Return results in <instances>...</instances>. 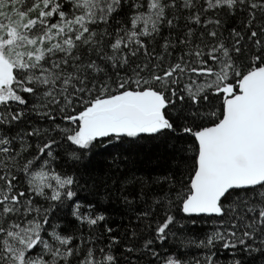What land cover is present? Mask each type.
I'll list each match as a JSON object with an SVG mask.
<instances>
[{"label": "snow or ice", "instance_id": "6c2138e0", "mask_svg": "<svg viewBox=\"0 0 264 264\" xmlns=\"http://www.w3.org/2000/svg\"><path fill=\"white\" fill-rule=\"evenodd\" d=\"M123 2L126 0H0V16L7 21H0V106L8 109L10 102L26 104L27 101L19 93L35 94L44 86L46 91L43 95L51 97V103H60L57 96L63 98L61 112L71 109L65 112L63 118L75 127L63 129L67 134L66 139L79 148L87 149L101 138L119 139L121 136L137 137L173 130L165 110L176 99H185L183 95H178L175 86L185 76L190 80L193 75L214 77L209 82L196 85L195 90V81L185 85L187 95L194 104L198 103L200 94L206 88L223 94L224 110L210 127L183 129L196 139L198 150L191 187L178 198L182 199V211L186 214L228 217L226 230L210 234L206 246L223 241L226 249L235 248L237 244L247 248V240L254 239L257 234L264 236V22L259 24V32L252 30L257 11L264 16V0H205V12L221 8L230 13L236 10L247 13L248 39L253 41L256 54L247 57L249 64L243 70L233 58L241 55L240 40L243 39L235 29L232 35L239 39L231 48L219 41L216 45L205 44L207 52L200 46L189 49L185 55L194 57L192 60L186 61L182 55L178 62L165 66L162 63L164 57L158 55L155 56L157 63H153L152 54L142 37L158 33L160 24L166 19V9L177 8L178 3L177 0H148L149 11L144 13L139 11L144 5L134 0L131 7L136 11L129 19L130 26L116 30L109 43L113 55L105 59L111 61L113 67L129 65L131 58L141 50L147 59L132 69V77H118V90L114 91L107 82L89 84L85 69L102 71L94 61L83 66L73 64L71 72L66 69L70 61L79 59L74 50L84 45L92 48L101 43L97 39L99 34L91 26L107 24ZM66 4L70 5V11H65ZM181 6L193 8L195 3L194 0H181ZM5 8L14 11L18 19L12 21L3 11ZM33 13L36 15L33 16ZM187 19L196 24L201 22L199 14ZM172 23V20H167L169 26ZM207 23L218 25L220 22ZM103 35L110 34L105 31ZM188 35H192L191 29ZM208 35L215 38L217 32L211 31ZM45 41L56 42L44 47ZM29 46L34 51H20ZM169 46L167 42L163 45L165 52ZM57 53L63 55L57 58ZM205 56L207 59H204ZM142 72L146 74L142 76ZM132 84L136 87L132 88ZM85 96L88 98L85 99ZM203 99L207 100V96H203ZM77 105L82 106L78 111ZM22 115V112L11 113V120H7L0 112V124L19 120ZM33 134H39V130L29 133ZM12 143V138L0 134V264H59L60 261L67 264L68 257L74 252L73 248L68 247L73 238L53 231L50 235L59 245L54 247L42 237L44 225L48 223L47 214L41 221V210L34 207L31 197L26 196L14 183L17 178L12 171L15 166L13 162L21 152L26 151V147L22 145L20 151H15ZM55 143V140L45 143L39 153H46L51 158ZM72 156L78 159L75 153ZM39 159L40 156H36L29 160L23 171L27 172L29 166ZM48 164L49 161L44 160L41 169L32 173L28 182L29 192L44 196V188H49L52 194L47 198L60 200L61 189L70 188L74 178H62L58 174L49 177L44 171ZM49 179L55 181V187L48 182ZM238 190L243 194L235 196L226 205L225 201ZM248 190L252 195H247ZM63 195L71 198L75 193L68 190ZM254 197L259 199L254 200ZM32 213L36 215L27 219ZM143 215L147 216L148 213ZM79 218L95 225L104 216ZM173 221V216L166 215L164 222L158 224V239L166 238V230ZM151 243L147 241L144 247ZM200 244L205 245V241ZM38 247L41 250L33 255V250ZM48 255L51 259H45ZM152 255L158 256L155 252ZM115 261L116 257L110 253L102 261H97L89 249L82 264H115ZM166 264H181V261L170 258ZM208 264H212L211 258H208ZM235 264L240 262L235 261Z\"/></svg>", "mask_w": 264, "mask_h": 264}, {"label": "trees", "instance_id": "16d2710c", "mask_svg": "<svg viewBox=\"0 0 264 264\" xmlns=\"http://www.w3.org/2000/svg\"><path fill=\"white\" fill-rule=\"evenodd\" d=\"M133 2L134 0H126L122 3L121 8L113 13L109 19L107 23L109 27H106L104 23L97 24L100 27V29H97L99 34L97 39L101 43L92 48L84 45L79 50H74V54L79 59L70 61V68L73 64L83 66L91 61H94L96 65L102 63V67L98 65L102 71L94 72L91 69H85V73L91 78V82L94 81L97 84L107 82L113 90H117L116 81L118 77L133 76L132 69L147 59L143 50L131 58L129 65L113 67L111 61L105 59L106 56L113 55L109 43L114 38L116 30L123 27L121 20H129L136 11L131 7ZM139 2L144 5L141 9H148V0H139ZM177 2V8L166 9V19L160 24L159 32L142 37L149 53L152 54L153 63H157L155 56L158 55L164 57L162 63L165 66L168 63L178 62V58L182 55L186 61L192 60L194 57L185 55L189 49L200 46L204 48V51H207L208 48L204 45H210L213 42V37L209 36L208 33L216 31L218 36L223 32L221 28L219 32L213 28L212 23H207V21H213L208 13L215 9L204 11L200 16L201 22L199 24L187 19L189 16L195 15L197 7H203V5V8L207 7L205 0H194L195 7L187 9L181 6V0H177ZM69 10L70 5L66 4L65 11ZM225 10L228 14V20L225 22L226 27L224 28L230 36L231 42L229 41V44L232 46L235 40L239 39L232 35L233 29L240 32L243 37L240 40L241 55L238 58L234 56V58L241 65H247L249 63L247 57L256 54L253 41L248 39L250 31L246 28L247 13L240 10L230 13L227 9ZM167 20L173 21L172 26L167 24ZM261 22H264V16H261L257 11V20L254 22L252 30L259 32ZM189 29L192 30L191 36L188 35ZM105 31L110 35H103ZM181 41H184V43H181ZM166 42L170 45L167 52L163 49ZM50 43H55V41L48 42V46H50ZM262 43H264V38H262ZM133 47L135 46L133 45ZM204 59H207L206 56ZM145 74L144 72L141 73L142 76ZM188 81V77L185 76L175 86L178 95H183L185 99L183 101L176 99L175 103L169 105L165 110L167 118L173 124V130L137 137L121 136L119 139L116 137L101 138L93 142L89 148L83 149L81 155H76L78 159L72 156L74 150L71 142L61 136L56 138V143L53 145L58 146L56 149L58 163L61 165L62 170L72 174L76 180L73 189L75 195L71 197V199H75V202L68 208L50 207L48 205H37V208L41 210L39 219L43 220L46 213L48 222L53 221L45 230L48 234H50L48 230L55 229L57 231L59 229L58 226H55V222H59L63 230L66 228L69 231H77L75 233L76 240H81L79 245L81 253L68 258L69 260L76 256L79 259L84 258L87 256L88 250L91 249L97 260L113 250L117 256L116 261H119L118 264L125 262L130 264H163L164 256H159V249H162L164 254H187V258L197 260H203L199 256L200 253L218 249L215 246L216 242L212 246H206L207 237L213 233L215 226H208V229H206L207 226L197 222L192 223L188 217H183L182 199L178 198L181 193L189 191V188L188 191L186 188L188 181L191 183L195 173L198 150L196 139L191 134L183 132L182 124L186 119L191 120L199 117L202 121L203 118H209L207 113L215 107L217 102L215 94L204 91L200 94L198 103L194 104L185 89ZM131 87H135V84H132ZM40 92L39 89L35 94L21 93L27 101L26 104L21 105L17 102H10L11 106L18 104L24 108L27 117L26 120L19 121L18 125H15L11 130V134L17 135L21 131L27 132L28 137L32 138L31 146H36L35 143L40 137L51 135L47 129L40 130L39 134L29 135V132L34 133L35 131L28 130V117H32L33 123L40 126L39 128L45 127L40 122L42 119L37 117V114L42 111V108L36 107ZM205 95L207 100L203 99ZM56 99L60 100L59 104L51 103L50 99H45L44 103H47V106H43V109L49 110L50 114H53L56 119H64L65 112L71 110L65 109V112H61L60 109L63 107L64 101L62 98ZM223 110L222 103V112ZM212 123L206 122V125ZM153 139L160 142L148 144ZM161 148L165 149L162 154ZM17 170L20 171L16 175L19 178L20 186L25 188L27 181L22 179L25 178L22 176L24 171L20 169L12 170L13 174H16ZM142 171L148 174V178L153 176L146 183H144L146 176L141 175ZM191 171L190 180L187 181ZM140 177L141 179L138 180ZM149 181L151 182L149 183ZM234 193L241 194L239 190L232 194ZM82 199L91 205L94 211L102 214L104 219L97 229H91L85 225L84 232L80 233L78 231L80 230L78 228L80 224H77V212L74 208H76L77 201ZM157 201L159 202L157 203ZM76 209L79 211V208ZM146 212L148 215H143ZM35 215V213H32L28 217L33 218ZM166 215L173 216L174 221L166 230V238L157 241L153 230L151 234L149 226L154 227L160 222L163 223ZM191 217L196 220L202 218L198 215ZM208 218H211V216ZM214 219L215 223L221 225L222 220L227 222L228 217L221 218L215 215ZM64 236H67V234ZM145 237L152 238L154 241L149 247L154 248L156 243L157 257L152 255V249H149V247L138 249L137 243ZM201 241H205V245H201ZM244 247L237 244L228 262H234V264L235 261H239L240 264H264V259L257 254V249L247 251ZM127 249H133V251H127ZM142 252H149L152 257L148 260L147 255Z\"/></svg>", "mask_w": 264, "mask_h": 264}, {"label": "rangeland", "instance_id": "374dc122", "mask_svg": "<svg viewBox=\"0 0 264 264\" xmlns=\"http://www.w3.org/2000/svg\"><path fill=\"white\" fill-rule=\"evenodd\" d=\"M17 7H19V5H17ZM203 7H204V5H203ZM203 7L202 6L197 7L195 14H199L200 16H202V13L204 12V8ZM3 11L8 13L9 18L12 21H16L18 19L16 13L14 11H10L9 8H5V9H3ZM139 11L147 13L149 10L148 9H140ZM208 14L210 15V19L211 18L213 19V22L217 21V20L220 22L218 25L216 23H212L213 28L217 29L219 32H220V28L223 30L222 33L218 34L217 38H213V42H211L210 45H216L219 41H223V43L226 46L231 48V44H229V41H230L229 33L224 28V27H226L225 22L228 20L227 11L225 9H215V10L211 11ZM32 15L35 16L36 13H33ZM0 21H3L5 23H7V21L4 20V17H2V16H0ZM121 23L123 24V27L130 26L129 25V20L123 19V20H121ZM105 25H106V27H109L108 24H105ZM91 27H93V29L96 32H97L98 28L100 29L99 25H94V26H91ZM21 31H24V29L21 28ZM44 47H48V41H45ZM101 48H103V47H101ZM29 50H33L34 51V48H32V46H29L28 48L20 49V51H29ZM207 51H205V52H207ZM62 55H63L62 53H57V58H59ZM206 58H207V56H206ZM235 60H236L237 64L240 65L242 70L248 67L249 63H247V65L245 64L243 66V65L240 64V62L237 59H235ZM69 65L67 66L66 70L71 72L72 68H70ZM97 65L102 67V63H98ZM62 67H64V66H62ZM216 67H217V70H218V66H216ZM86 75L88 76V74H86ZM90 79L91 78H89V84L94 82V81L91 82ZM211 79H214V77H208V78L203 77V78H201V77H197V76L193 75L191 80L188 78L189 81L187 82V84H190L193 81H195V84L193 85V90H195V86L196 85L204 84L206 82H209ZM135 87H132V88H135ZM40 90H41V92H40V95H39V101L36 104V107L42 108V111H40V113L37 114V117H40L42 119V121H40V122L43 125H45V127L44 128H39L40 126H36L33 123V118L32 117H28V120H27L28 130H34V131L39 130L40 131L42 129L43 130L47 129L50 132L51 135L49 137H48V135L44 136V137H40V139H38L36 141V143H35L36 146H31L30 142H31L32 138L28 137L27 132L21 131L17 135L11 134V130L15 127V125H18L19 121H24V120L27 119L26 113H25L26 110L24 108H22L21 106H19L18 104L16 106L15 105L14 106L10 105V108H8V109H5L2 106H0V112L4 113V118H6L7 120H11V113H15V112H22L23 113V115L21 116V118L19 120L11 121V123H2V124H0V134H5L9 138L13 139V143H12L11 147L15 151H20V148H21L22 145L24 147H26V151L21 152V154L15 158V161L13 162L15 166H14V168L12 170L20 169L21 171H23L25 165H27L29 160H32L36 156H40V159L38 161H36L33 165L29 166L28 171L27 172L24 171L23 174H22V176L25 177V178H22L23 181H27V185H26L25 188H22L20 186L19 178L16 176L17 174L20 173V171L17 170L16 174H14L16 176V178H17L16 181H14V183L17 184V187L19 188V190L25 192L26 196H30L31 197L33 206L37 208V205H45V206L48 205L50 207L55 206V207H58V208H68V207H70L73 204V202H75V199L73 200L71 198H68L65 195H63V193L68 191V190H71L73 192V189H74V186H75V183H76L75 179H74V183L70 186V188L66 187L65 189H61L62 195H61V199L60 200H51V199L47 198V197H50L51 194H52V189H49V188H44V192H45L44 196L36 195L35 193H30L29 192V183L28 182L31 179L32 173L37 172V171H39L41 169L42 162L44 160H48L49 161V164L44 167V171H46L48 173L49 177H51L53 174H58L62 178L66 177V176L73 177L72 174H70V173H68V172H66V171L61 169V165L58 163L59 160H58V156H57V153H56V149L58 148L57 145H53L52 146V149H51L52 157L51 158H49L46 155V153L44 155H41L39 153V149L41 147H43V145L45 143H47L49 141H52V140L56 141V138L58 136L64 137L66 139V135L67 134L63 131V129L75 127V125L71 124L67 120L56 119L53 114H50L49 110H44L43 109V106H47V103L45 104L44 102L46 100H49V99L51 100V97H45L43 95L44 91H46V88L44 86H41ZM204 91L208 92V93H213V94L216 95V101L217 102L215 104V107L207 113L209 118H203L202 121L200 120L199 117H195V118H193L191 120L186 119L183 122V124H182V129H184V128H192L193 130H199L200 128L208 126V125H206V122L207 123H210V122L212 123L213 121H215L217 119V117H220V114L222 113V103H223V100H224L223 94L216 93L214 91V89H211V88H206ZM21 93H23V92H21ZM21 93H19V94H21ZM56 98H62V97L61 96H57ZM87 98L88 97L85 96V99H87ZM81 107L82 106L77 105V111L80 110ZM69 110H71V109H69ZM211 113H216L217 115L216 116H212V115H210ZM36 122L38 123L39 121H36ZM6 125H7V127H6ZM167 131L168 130H164L163 133H165ZM141 135H154V134H141ZM154 142H160V141L156 140V139H153V140L149 141L148 144H152ZM71 145H72V149L74 150V151H72V153H75V155H81V151H83V149L79 148L78 146H76V145H74L72 143H71ZM161 151H162L161 152V154H162L165 151V149L161 148ZM192 171L189 173V175L187 177V181L190 180L189 176H191ZM141 175H143L144 177L146 176V181L144 183H146L151 177H153V176H149V178H148V174L146 172H143V171H142ZM140 179H141V177L138 178V180H140ZM48 182L52 183L53 187L56 186L54 180L49 179ZM150 182L151 181H149V183ZM190 185H191V183H190V181H188L187 188H186L187 191H188V188L190 189V187H191ZM248 192H247L248 193L247 195H252L251 190H248ZM242 194L243 193H241V194H237V193L232 194V196H230L228 198V200L225 201V204L226 205L230 204L235 196L242 195ZM258 199H259L258 197H254V200H258ZM77 206H79V207H77ZM75 207L79 208V211L76 208H74L75 211L77 212V221H78L77 224H80V225H78V228H80V230H78V231L80 233L84 232L85 225H87L88 228H91V229H95L96 228L97 229L98 225L100 224V222L102 220L98 221V223L95 224V225H90L86 221H82L79 217L90 216L92 218H95L96 216L102 215V214L94 211L92 206L87 204L86 201H84L83 199L82 200H78L76 205H75ZM181 208H182V206H181ZM175 214H177V213H175ZM198 216H202L201 220L193 219L190 215H187L186 213L183 212V217H188V219H190L192 223H195V222L201 223L204 226H207L206 229H208V226H215L213 233L216 232V231L224 232L226 230L227 222H224L223 224L218 225L217 223H215V219H214L215 215L214 214H212V215H198ZM210 216H211V218H208ZM27 219L30 220L32 218L27 217ZM52 222L53 221L48 222L46 225H44L45 230L47 229V227L49 225L52 224ZM159 224H161V222ZM55 226H58V228H59L57 231L55 229L48 230V231L50 233L55 231L61 236H64L65 234H67L68 237H72L73 238L71 244L68 245V247H71V248L74 249L73 255L70 256V257L72 258L76 254H80L81 253V249H80L79 245L81 243V240H76L77 238H76V234L75 233L77 231H75V230L69 231V230H66V228L63 230L61 228V224L59 222H55ZM157 226L158 225H155L153 227V226L150 225L149 226V230L151 229L150 230L151 234H152V230H153V233L155 235V239L157 241H160V239H158L157 232H156ZM41 235H42V237L47 239L48 242L50 244H52L54 247L59 246L57 244V242L55 240H53L51 235L48 234L46 231L42 232ZM147 241L154 242L152 240V238L145 237V238L141 239L139 241V243H137L138 249H144V245H145V243ZM262 241H264V236H261L260 234H257L254 239L247 240L248 247L247 248L244 247V249L247 250V251H249V249H257L258 250L257 251L258 256H260L261 258L264 259V243H262ZM82 242H83V240H82ZM223 243H224L223 241H216V245L215 246L218 248L217 250H209V251L200 253L199 256H201V258H203V260L187 258V254H185V255L178 254V253L164 254L162 249L158 250V254H159V256H164L163 264H166V262L170 258L173 259V260L181 261V264H197V262H198V264H208V258H211L212 264H234V262H228V261L230 259V255L232 253H234L235 248H227L226 249V248L223 247ZM149 246H151V244ZM149 249H152V252L157 253L156 243H155L154 248L149 247ZM40 250L41 249L38 247L37 249L33 250L32 254L35 255ZM61 250L63 251V248ZM111 251L112 252H109V253L117 258L115 252L113 250H111ZM109 253H107V254H109ZM143 254L147 255L148 260L152 257L151 253H149V252H145ZM105 255L106 254H104L99 260H97L96 259L97 257H95L94 255H93V257L97 261H102ZM70 257H68V258H70ZM45 259H51V256L50 255L45 256ZM84 259H85V257L79 259V257L76 256L72 260L68 259L67 260V264H82V261H84ZM118 263H119V261L118 262L115 261V264H118ZM59 264H65V262L64 261H60ZM120 264H130V263L125 262V263H120Z\"/></svg>", "mask_w": 264, "mask_h": 264}, {"label": "water", "instance_id": "95a60500", "mask_svg": "<svg viewBox=\"0 0 264 264\" xmlns=\"http://www.w3.org/2000/svg\"><path fill=\"white\" fill-rule=\"evenodd\" d=\"M222 118V117H221ZM212 126V124L208 125V126H205V127H210ZM195 174V173H194ZM194 177V175H193ZM193 179V178H192ZM187 215H190V216H194V215H210V214H187ZM212 215V214H211Z\"/></svg>", "mask_w": 264, "mask_h": 264}]
</instances>
